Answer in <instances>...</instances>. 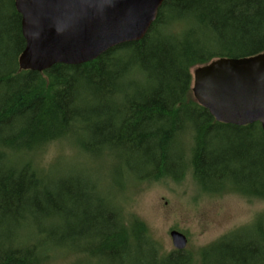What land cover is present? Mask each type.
<instances>
[{"label": "trees", "instance_id": "obj_1", "mask_svg": "<svg viewBox=\"0 0 264 264\" xmlns=\"http://www.w3.org/2000/svg\"><path fill=\"white\" fill-rule=\"evenodd\" d=\"M20 21L14 0H0V264H192L73 172L51 180L32 160L9 162L66 137L84 154L115 155L137 184L190 169L207 194L264 200L260 124L218 123L191 93L193 68L264 52V0H166L142 40L42 73L18 68ZM200 258L264 264V213Z\"/></svg>", "mask_w": 264, "mask_h": 264}, {"label": "water", "instance_id": "obj_2", "mask_svg": "<svg viewBox=\"0 0 264 264\" xmlns=\"http://www.w3.org/2000/svg\"><path fill=\"white\" fill-rule=\"evenodd\" d=\"M166 0H14L25 46L20 71L42 73L52 66L96 60L122 44L142 40ZM195 102L222 124L259 123L264 135V52L216 59L192 72ZM175 250L186 237L169 233Z\"/></svg>", "mask_w": 264, "mask_h": 264}, {"label": "rangeland", "instance_id": "obj_3", "mask_svg": "<svg viewBox=\"0 0 264 264\" xmlns=\"http://www.w3.org/2000/svg\"><path fill=\"white\" fill-rule=\"evenodd\" d=\"M21 159L32 160L51 180L70 172L80 176L89 186H94L98 197L111 198L124 217L142 221L163 253L174 250L170 231L180 232L187 239L185 251L192 264L201 263L202 248L233 230L251 225L264 213L263 199L234 193L207 194L194 181L190 169L180 180L162 178L137 184L115 155L84 154L69 137L53 141L29 156H9L10 164ZM79 257L75 254L73 261ZM67 261L52 264H67Z\"/></svg>", "mask_w": 264, "mask_h": 264}]
</instances>
